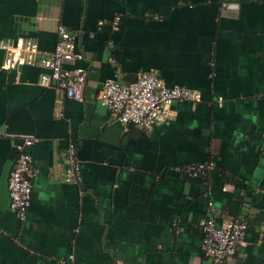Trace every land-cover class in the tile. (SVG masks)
<instances>
[{
	"label": "crops",
	"instance_id": "obj_1",
	"mask_svg": "<svg viewBox=\"0 0 264 264\" xmlns=\"http://www.w3.org/2000/svg\"><path fill=\"white\" fill-rule=\"evenodd\" d=\"M58 25L82 55L66 65L86 72L82 101L40 86L42 67L0 69V264H213L209 217L247 225L225 264H264V0H0V63L19 38L51 54ZM142 70L201 100L149 129L121 125L102 83ZM21 134L38 138L24 220L7 190Z\"/></svg>",
	"mask_w": 264,
	"mask_h": 264
},
{
	"label": "built area",
	"instance_id": "obj_2",
	"mask_svg": "<svg viewBox=\"0 0 264 264\" xmlns=\"http://www.w3.org/2000/svg\"><path fill=\"white\" fill-rule=\"evenodd\" d=\"M58 40L51 54H43L38 44L29 38H19L14 43L3 46L4 58L0 69L14 70L22 66H39L45 72L39 76V85L63 93L68 99L82 101L87 79L80 68H68L82 55L75 50L74 35L63 25L57 27ZM201 93L181 85H166L155 73L142 70L130 83H121L116 78L103 81L98 94L99 104L106 108L121 125L130 124L149 129L155 123L173 116L175 101L196 103ZM16 136V135H15ZM21 142L16 147V157L7 178L9 207L19 220H24L31 204V179L38 170L29 151L38 138L33 135H18ZM211 164L188 165L182 171L197 177ZM79 162L72 144L66 155L65 172L68 176H78ZM247 225L240 218L218 222L209 217L202 222L203 237L201 248L213 264H225L244 243ZM71 258L72 255H69Z\"/></svg>",
	"mask_w": 264,
	"mask_h": 264
},
{
	"label": "water",
	"instance_id": "obj_3",
	"mask_svg": "<svg viewBox=\"0 0 264 264\" xmlns=\"http://www.w3.org/2000/svg\"><path fill=\"white\" fill-rule=\"evenodd\" d=\"M135 79H136V77H135Z\"/></svg>",
	"mask_w": 264,
	"mask_h": 264
}]
</instances>
